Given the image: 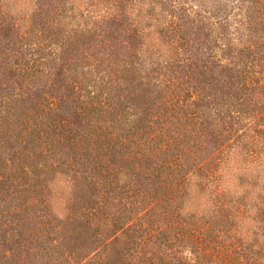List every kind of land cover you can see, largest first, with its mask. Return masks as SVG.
Segmentation results:
<instances>
[{"label":"trees","instance_id":"16d2710c","mask_svg":"<svg viewBox=\"0 0 264 264\" xmlns=\"http://www.w3.org/2000/svg\"><path fill=\"white\" fill-rule=\"evenodd\" d=\"M124 1L0 0V264H264V0Z\"/></svg>","mask_w":264,"mask_h":264},{"label":"rangeland","instance_id":"374dc122","mask_svg":"<svg viewBox=\"0 0 264 264\" xmlns=\"http://www.w3.org/2000/svg\"><path fill=\"white\" fill-rule=\"evenodd\" d=\"M10 2V5L12 4L13 0H8V3ZM125 4L127 5V8H128V12L129 13H132L134 16L137 14V9H133V5H132V2L130 0H125L124 1ZM170 3L171 2H177V3H181V4H186L187 3V6H191L193 8H195V10L199 11L201 14L205 15V16H208L211 18V16H213V19L215 20V22L217 21H221L222 23H226V25H230L231 28H234L235 26V23H234V19L236 18H241L244 16V12L242 13L241 10L239 9V2L237 0H170L169 1ZM144 13L146 12H143L142 15H144ZM211 15V16H210ZM143 17V16H142ZM145 17V16H144ZM137 17H135V20H136ZM148 24H151L152 22L150 20H147ZM154 28V30L157 29V26L155 27H152ZM205 29L208 30V28L206 27ZM121 32H117L116 34L118 35V37H114L112 39H114V41H116V43L119 45V47H121L123 50H122V55L124 53L126 54H129L130 56L134 53V50L133 48L131 47V43L127 40L124 42V40L122 39V37H125L124 34L120 35ZM129 33V32H128ZM127 33V34H128ZM215 37V32L213 33L212 35V39ZM107 44H111V40H106L105 41ZM211 45V44H209ZM139 50V48L137 49V51ZM159 46L158 45H155L154 49H153V56L156 57V58H159ZM164 51H166L164 49ZM146 56L148 57L147 53H146ZM145 57V64L147 65L148 63V58ZM132 58H134V60L136 59L135 56H132ZM140 65L136 63V67L138 68ZM143 66V65H141ZM141 68V67H140ZM226 81V80H225ZM215 86L222 92H224L225 94H232L235 90H231L227 84L225 82H221V81H217L215 80ZM219 86V87H218ZM219 90V91H220ZM131 116H134L133 114H131Z\"/></svg>","mask_w":264,"mask_h":264}]
</instances>
